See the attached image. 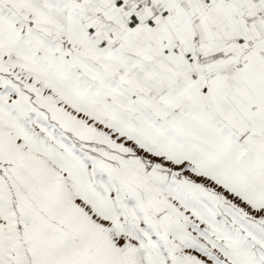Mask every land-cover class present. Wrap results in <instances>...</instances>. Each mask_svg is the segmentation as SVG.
Returning <instances> with one entry per match:
<instances>
[{"label":"snow or ice","instance_id":"6c2138e0","mask_svg":"<svg viewBox=\"0 0 264 264\" xmlns=\"http://www.w3.org/2000/svg\"><path fill=\"white\" fill-rule=\"evenodd\" d=\"M0 264H264V0H0Z\"/></svg>","mask_w":264,"mask_h":264}]
</instances>
